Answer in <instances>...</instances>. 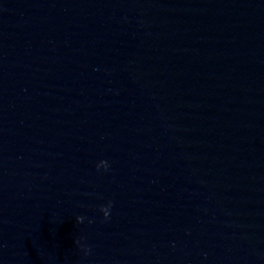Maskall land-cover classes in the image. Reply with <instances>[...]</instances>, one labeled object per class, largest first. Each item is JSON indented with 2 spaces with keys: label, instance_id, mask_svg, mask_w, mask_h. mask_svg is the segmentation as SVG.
Segmentation results:
<instances>
[{
  "label": "clouds",
  "instance_id": "obj_1",
  "mask_svg": "<svg viewBox=\"0 0 264 264\" xmlns=\"http://www.w3.org/2000/svg\"><path fill=\"white\" fill-rule=\"evenodd\" d=\"M101 162H103V163L105 164V167H107V163H106L105 161H101ZM110 206H111V205L109 204L108 207H102V209H101V210L104 212L105 217H107L108 214H109V212H108V208H109ZM83 219H84V218H83L82 216H78V217H76L77 222H82Z\"/></svg>",
  "mask_w": 264,
  "mask_h": 264
}]
</instances>
